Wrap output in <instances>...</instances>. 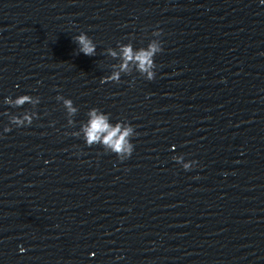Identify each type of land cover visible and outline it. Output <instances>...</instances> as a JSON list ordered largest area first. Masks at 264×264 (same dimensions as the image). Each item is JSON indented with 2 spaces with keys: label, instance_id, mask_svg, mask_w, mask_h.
I'll return each mask as SVG.
<instances>
[{
  "label": "water",
  "instance_id": "obj_1",
  "mask_svg": "<svg viewBox=\"0 0 264 264\" xmlns=\"http://www.w3.org/2000/svg\"><path fill=\"white\" fill-rule=\"evenodd\" d=\"M154 41L153 81L111 54ZM94 108L130 159L86 145ZM0 264H264V3L0 0Z\"/></svg>",
  "mask_w": 264,
  "mask_h": 264
},
{
  "label": "clouds",
  "instance_id": "obj_2",
  "mask_svg": "<svg viewBox=\"0 0 264 264\" xmlns=\"http://www.w3.org/2000/svg\"><path fill=\"white\" fill-rule=\"evenodd\" d=\"M264 3V0H261ZM156 35H161L159 31L154 32ZM76 43L79 45V52L87 55L94 56L96 53V44L86 33L81 32L74 37ZM162 41L153 42L147 49L134 50L130 45L123 46L120 53H111L116 56L119 55L124 63L121 64V70L126 71L129 64H135L137 71L143 73L149 81H153L156 78L155 69V56L163 52ZM119 80V73L114 72L111 77H105L102 83H113ZM29 100L27 96H21L16 98L15 104L17 107H23L24 103ZM11 103V102H10ZM39 105L40 101H36ZM64 106L70 114L74 115L77 109L73 106L71 100H64ZM88 121L83 126L84 142L88 147L93 145H101L108 152L116 155L118 159L123 162L132 157L135 145L132 143L134 129L130 125H125L121 122L116 124L111 123V116L99 109H92L88 113ZM35 118H39L36 114ZM16 124L21 127L31 126L33 118L25 115L23 119L17 118ZM12 128H8L5 132H11ZM197 161H194L191 165H185V171H191L197 165ZM21 251H24L21 249ZM117 259H122L118 257Z\"/></svg>",
  "mask_w": 264,
  "mask_h": 264
}]
</instances>
